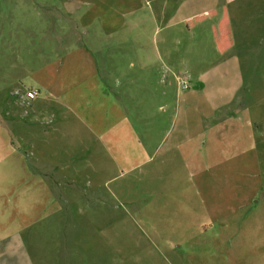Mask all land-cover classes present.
<instances>
[{"label": "rangeland", "instance_id": "374dc122", "mask_svg": "<svg viewBox=\"0 0 264 264\" xmlns=\"http://www.w3.org/2000/svg\"><path fill=\"white\" fill-rule=\"evenodd\" d=\"M212 2L0 0V264H264V0L227 2L233 9L232 49L225 53L214 47L212 16L191 26L186 22L194 16L183 18ZM105 67L111 76L123 69L117 74L157 82L159 88L164 77L175 89L177 80L180 91L205 86L217 94L232 90L236 73L241 77L229 106L238 108L241 139L238 147L227 142L221 153L213 152L209 174L214 193L254 197L231 222L209 223L207 247L176 249L175 257L136 233H110L106 224H115L114 218L119 226L140 221L126 212L124 199L98 202L83 195L89 177L77 178L78 192L75 178L52 173L50 165L58 168L61 159L48 152L49 138L57 141L58 134L46 130L65 104L51 93L59 87H52L54 79L75 83L84 68L106 79ZM180 79L187 88H180ZM27 91L35 94L28 97ZM88 128L67 119L61 143L93 161L88 151L97 144L96 132ZM227 153L229 160L217 158ZM140 191L136 185L133 194ZM47 193L56 198L55 206Z\"/></svg>", "mask_w": 264, "mask_h": 264}, {"label": "crops", "instance_id": "0c3cea01", "mask_svg": "<svg viewBox=\"0 0 264 264\" xmlns=\"http://www.w3.org/2000/svg\"><path fill=\"white\" fill-rule=\"evenodd\" d=\"M212 1L216 4L202 6L196 10L197 14L194 11L183 18L212 11L211 30L223 11L230 24L233 13L227 4L230 0ZM218 4L220 6H216ZM229 32L231 35L230 28ZM231 49L232 42L226 51ZM105 68L106 79L98 77L92 69L94 75L91 77L85 68L75 83L54 79L57 83L52 87L57 84L59 87L51 93L61 96L65 104L46 130L47 135L58 134L57 141L49 138L51 151L48 152L60 153L61 159L56 165L58 168L50 165L52 173L62 178H75L73 188L78 192L81 187L77 186V178L89 177L91 181L83 189V195L91 194L98 202L109 200L111 204L118 197L124 199L126 212L141 222L119 226L114 218L115 224H106L110 233H136L146 243L165 248L175 257L176 249L194 245L207 247L209 223L214 219H221L223 224L231 222V215L249 208L254 197L252 194L246 198L237 192L214 193L209 174L213 152L221 153L228 147L227 142L231 143L229 147H238L241 139L238 108L229 109L241 77L236 73L237 84L234 83L232 90L222 89L217 94L205 90L203 81L200 89L180 91L177 75L173 76L176 89L172 83L166 84L164 77L159 79L163 83L159 88L157 82L151 84L117 74L123 69L115 70L111 76V70ZM148 89H151L149 95L145 93ZM67 119L96 132L97 144L88 151L89 157L94 154L93 161L92 157L91 160L81 157L83 150L70 151L61 143L66 140L67 132L63 130ZM217 158L226 161L229 154ZM31 167L34 172L33 164ZM117 176L126 177L120 180ZM136 185H140L142 194H133ZM50 197L55 206L56 198L52 194ZM100 207L96 205V212ZM110 208L111 205L108 210ZM229 216L227 220L225 217ZM98 228L102 231L100 226ZM187 231L191 233L186 235ZM216 231L221 235L220 230Z\"/></svg>", "mask_w": 264, "mask_h": 264}, {"label": "trees", "instance_id": "16d2710c", "mask_svg": "<svg viewBox=\"0 0 264 264\" xmlns=\"http://www.w3.org/2000/svg\"><path fill=\"white\" fill-rule=\"evenodd\" d=\"M213 13L212 11H208L205 14H199L194 16L193 22H186L187 26H191L193 23H197L202 21L203 19H205L208 16H211ZM229 23H228V18L225 15V13L222 11L220 13L219 19L215 25L214 28L211 29V35H212V39H213V44L215 49L217 50L218 53H223L230 45V41H229Z\"/></svg>", "mask_w": 264, "mask_h": 264}, {"label": "built area", "instance_id": "2783aa9c", "mask_svg": "<svg viewBox=\"0 0 264 264\" xmlns=\"http://www.w3.org/2000/svg\"><path fill=\"white\" fill-rule=\"evenodd\" d=\"M178 82H179L180 88H187L188 87V83L186 80L180 79ZM34 94H35V91H27L28 97H33Z\"/></svg>", "mask_w": 264, "mask_h": 264}]
</instances>
